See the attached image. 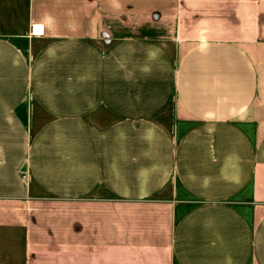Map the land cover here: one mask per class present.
I'll list each match as a JSON object with an SVG mask.
<instances>
[{
    "label": "crops",
    "instance_id": "1",
    "mask_svg": "<svg viewBox=\"0 0 264 264\" xmlns=\"http://www.w3.org/2000/svg\"><path fill=\"white\" fill-rule=\"evenodd\" d=\"M0 264H264V0H0Z\"/></svg>",
    "mask_w": 264,
    "mask_h": 264
},
{
    "label": "built area",
    "instance_id": "2",
    "mask_svg": "<svg viewBox=\"0 0 264 264\" xmlns=\"http://www.w3.org/2000/svg\"><path fill=\"white\" fill-rule=\"evenodd\" d=\"M32 34H35V27L33 28ZM23 179H26V175H23Z\"/></svg>",
    "mask_w": 264,
    "mask_h": 264
}]
</instances>
